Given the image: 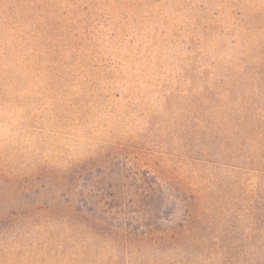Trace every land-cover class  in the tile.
I'll list each match as a JSON object with an SVG mask.
<instances>
[{"label":"rangeland","instance_id":"rangeland-1","mask_svg":"<svg viewBox=\"0 0 264 264\" xmlns=\"http://www.w3.org/2000/svg\"><path fill=\"white\" fill-rule=\"evenodd\" d=\"M255 71L264 0H0V264H197L84 243L62 219L61 174L119 154L204 210L207 264L260 247L264 124L238 140L229 109Z\"/></svg>","mask_w":264,"mask_h":264},{"label":"trees","instance_id":"trees-1","mask_svg":"<svg viewBox=\"0 0 264 264\" xmlns=\"http://www.w3.org/2000/svg\"><path fill=\"white\" fill-rule=\"evenodd\" d=\"M243 76L242 81L248 83L236 84V90L229 91L230 100L239 103L229 107L237 114V121L232 124L241 126L237 128L238 140H248L250 128L262 135L259 129L264 124V72ZM247 84L257 85V90H249L248 86L244 89L242 86ZM241 88L244 92L239 94ZM59 178L61 202L57 209L64 221L72 223L83 242H90L93 238L89 232H96L103 242L111 240L118 247L125 246L130 255L140 253L143 261L192 256L197 264H207V259L214 260L220 255L207 246L212 243V224L204 210L194 217L187 203L193 197L181 198L173 186L159 181L129 155H107L85 161ZM169 202L174 210L177 206L183 210V218H167L164 207ZM260 245L242 248L240 252L235 247L227 248L225 264H264V242ZM244 252L256 258L247 261Z\"/></svg>","mask_w":264,"mask_h":264}]
</instances>
